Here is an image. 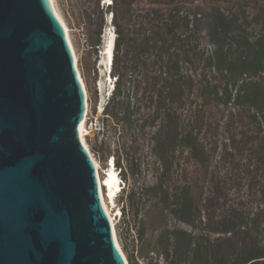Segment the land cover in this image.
<instances>
[{"label": "trees", "instance_id": "1", "mask_svg": "<svg viewBox=\"0 0 264 264\" xmlns=\"http://www.w3.org/2000/svg\"><path fill=\"white\" fill-rule=\"evenodd\" d=\"M105 4L117 36L103 124L124 140L117 158L104 154L106 166L113 158L126 186L143 167L132 146L151 145L156 183L148 189L164 192L161 206L191 227L163 234L168 264H264V0L237 12L214 0ZM100 7L96 0L80 16L91 23ZM235 117L247 120L245 130L230 132ZM240 144L260 178L232 197L213 167L217 157L237 159Z\"/></svg>", "mask_w": 264, "mask_h": 264}, {"label": "water", "instance_id": "2", "mask_svg": "<svg viewBox=\"0 0 264 264\" xmlns=\"http://www.w3.org/2000/svg\"><path fill=\"white\" fill-rule=\"evenodd\" d=\"M85 116L55 0H0V264H128Z\"/></svg>", "mask_w": 264, "mask_h": 264}, {"label": "rangeland", "instance_id": "3", "mask_svg": "<svg viewBox=\"0 0 264 264\" xmlns=\"http://www.w3.org/2000/svg\"><path fill=\"white\" fill-rule=\"evenodd\" d=\"M95 2L96 0H55L58 12L69 28L72 46L78 59V69L87 90L88 110L85 118V139L96 158L103 178L104 170L108 168L104 154L110 149L113 150L112 153L116 154L119 149L124 148V140L121 137L122 130L118 129L116 132L115 129H107L103 124L104 108L112 94L114 80L116 79L111 76L112 60L108 67L100 65L107 36L114 35L115 38L117 36L116 27L114 21H112V8L105 4L106 2L112 3V0H100V8H103L104 12L103 14L98 11L94 12L91 23L90 21L84 22V19L80 16L82 10L86 7L93 11ZM214 2L226 4L233 8L235 12L239 11L242 5L247 6L248 11L250 7L262 8V0H214ZM254 26L258 32L260 25ZM100 30L101 33L99 34ZM98 38H100L101 45L98 49H94L92 40L95 41ZM229 125L232 129L230 132L243 131L246 129L247 120L235 117ZM240 146V149L235 153L237 159L224 160V158L217 157L213 167L217 171L216 178H219L224 187L222 194L227 193L232 197L246 192L250 177L260 178V176H251L250 172L254 170L252 164L255 163V160H250L247 151L245 152L243 149V145L240 144ZM132 153L137 158L139 156L143 166L141 168L142 173L139 178H128L127 185L122 184L125 189L115 198L116 206L110 205L113 217L116 216L114 221L117 236L129 264H148L150 261L156 260L160 264H168L162 253L164 245L161 238L163 234L167 230L171 232L181 229L191 230V227L179 221L161 206L160 197L164 192L160 189L158 191L148 189L156 183V178H153L152 174L153 155L151 145L146 142L145 146L141 148L135 143L132 146ZM228 157H231V155ZM109 167H113L111 160L109 161ZM115 171L119 172L118 169ZM133 189L139 190V192L131 200L129 196ZM107 202L110 203L109 199H107ZM262 214L260 236L264 246V203Z\"/></svg>", "mask_w": 264, "mask_h": 264}, {"label": "bare ground", "instance_id": "4", "mask_svg": "<svg viewBox=\"0 0 264 264\" xmlns=\"http://www.w3.org/2000/svg\"><path fill=\"white\" fill-rule=\"evenodd\" d=\"M108 3V2H106ZM60 15V13H59ZM61 17V15H60ZM61 20H62V23L64 25V28L66 30V34H67V38H68V42H69V45L71 47V50L73 52V55H74V58H75V62H76V66L78 68V64H77V55H76V51L74 50L73 46H72V42H71V36H70V33H69V28L68 26L66 25V23L64 22L63 18L61 17ZM114 35H110V36H107L106 38V43H105V46L102 50V60H101V63L100 65L102 67H104L105 65L108 67L109 64H110V61L112 60L113 58V55H114ZM78 72H79V75H80V79L82 80L81 78V74H80V71L78 69ZM82 83L84 85V82L82 80ZM84 88H85V92H86V116H87V110H88V105H87V101H88V95H87V90H86V87L84 85ZM85 116V118H86ZM84 118V120L82 121V123L80 124V136L82 138V141L84 142V144L86 145V147L88 148V150L90 151V154L96 164V168H97V174H98V179H99V185H100V192H101V195H102V200H103V203H104V206L106 208V211L110 217V220L112 222V225H113V228H114V231H115V234H116V241H117V244L124 256V258L126 259V262L129 264L128 262V258L126 257V254L124 252V250L122 249V246L120 244V241L118 239V236H117V232H116V223L114 221V217H113V214L111 213V209H110V204L111 205H115V196L118 195V191L120 190L121 188V185L119 184V177H118V173L115 171L114 168H111L110 169V172L109 174L107 175L108 177L105 179V178H102L101 176V173H100V168H99V165L96 161V158L94 157V154L92 153L86 139H85V135H86V119ZM105 179V181H104ZM109 199L110 203L108 204L107 202V199Z\"/></svg>", "mask_w": 264, "mask_h": 264}, {"label": "clouds", "instance_id": "5", "mask_svg": "<svg viewBox=\"0 0 264 264\" xmlns=\"http://www.w3.org/2000/svg\"><path fill=\"white\" fill-rule=\"evenodd\" d=\"M116 39V38H115Z\"/></svg>", "mask_w": 264, "mask_h": 264}]
</instances>
